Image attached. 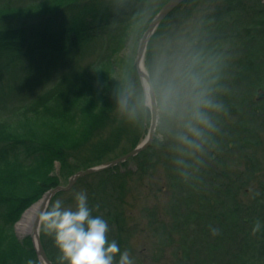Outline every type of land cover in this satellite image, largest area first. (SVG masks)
<instances>
[{
  "label": "trees",
  "instance_id": "1",
  "mask_svg": "<svg viewBox=\"0 0 264 264\" xmlns=\"http://www.w3.org/2000/svg\"><path fill=\"white\" fill-rule=\"evenodd\" d=\"M201 1L185 0L184 5L189 3L201 8ZM209 1L215 2L216 7L212 10L208 8V16L205 11L200 22L203 24L210 22L211 30L219 35L213 36L212 39L207 38L206 28L196 39H189L187 49L185 47L176 49L178 45L174 26L178 18L176 10L162 21L151 37L145 65L151 78L161 64H173L168 58L161 61V51L158 53L155 51L161 40L166 42V55H173V51L176 50L184 57L192 52L200 53L211 77L216 79L213 85L214 98L219 101L221 97L224 105L225 103L235 105L237 103L232 102L237 100L241 102L240 106L245 108L244 114L241 112L239 115L236 114L241 117L239 124L241 129L235 132L232 138L237 149L241 150L248 148L251 145L250 140L256 138L260 129L264 128V101L261 105L247 106V99L237 94L243 87L242 84L248 86L250 90L259 88L264 90V2ZM151 2V0H0V170L3 171L0 192L9 194L17 192V198L0 195V231L5 232L9 229L23 207L30 204L34 198L33 201L59 185L57 182L41 184L40 194L34 197L35 193L32 194L31 187H25V176L21 174L23 170L40 162L51 164L58 162L61 171L70 176L80 169L102 165L123 156L140 143L144 134V124L148 123L150 113L137 102L143 89L134 64L129 71L127 70L126 77L118 83H112L110 79L106 80L104 77L106 78L107 71L105 68L112 66V59L132 22L144 21L145 27L148 24L146 19L149 22L155 16L149 5ZM222 41L225 42L221 43ZM225 46L229 47V55L236 52L242 54L236 71L225 54L227 53ZM231 71H234L231 77L234 81L232 84L236 86L226 90L225 85ZM102 88L108 89L107 97L103 107H97L93 103L102 100V97L98 96ZM126 91L132 95V102L136 106L134 115L120 108L119 99ZM233 95L237 97L234 98ZM93 97L97 99L91 100ZM90 104H93L94 108ZM216 116L213 117L214 120L217 119ZM160 120L162 123L157 128V134L171 138L168 161L179 159L187 149L180 152L182 146L173 139L178 125L163 116H160ZM74 121L80 123V127L84 126V136L75 138V145L65 146L61 137L54 135L50 128L53 125L71 127ZM223 121L224 117L221 119L222 124ZM122 140L123 147L124 143L126 147L123 150L119 147ZM222 148L224 149V146L220 147V150H223ZM161 149L163 145L154 141L136 157L140 162L148 161L153 168L159 163ZM220 150H214L216 165L219 166V173L229 179L228 164L231 160L221 157L226 149ZM78 153L84 158L83 161L77 160L80 159ZM72 159L76 161L74 166L71 164ZM182 167L184 168L182 171L191 179L190 185L193 184V189L187 192L186 197L197 200L194 187L197 182L203 183L201 180H204V176L197 171L199 167L196 168L191 163ZM254 167L256 168L252 166V169H255ZM190 168L192 170L188 172ZM99 174H108L106 180L111 181L112 185L108 187L100 182L99 202L103 203L104 207L101 211L97 208L96 210L99 213L105 212L104 218L111 225L123 222L125 213L123 215L118 208L127 192L126 178L118 165ZM210 177L208 183L216 182L220 185V181L214 179L209 181ZM7 183H11L12 187L9 188ZM220 194L218 193V196L226 199L237 197V194H230V190H223ZM211 195L218 198L214 192ZM201 200L199 204L202 210H207L204 205L208 204L206 216L219 206L211 201L201 203ZM184 203L191 205L190 203L194 201ZM89 207L95 208V205L91 202ZM176 209L177 207L174 212ZM249 210L251 207L243 211L249 213ZM236 212L238 210L228 208L216 215L214 220L208 217V226L207 224L202 226L204 230L207 227L211 229L208 235H213V228L210 225L212 222H219L215 234L219 240L223 238L219 234L223 226L220 223L230 220L229 217L235 220ZM257 214H246L254 217L247 216L245 218L247 220H244L251 222L249 225H253L257 220L264 221L256 217ZM92 215L97 216L93 211ZM188 217L190 221L194 218L190 215ZM122 225L120 224V227L124 230ZM244 228L248 236L252 229L250 226ZM247 239L245 236L241 244H246ZM216 246H210L208 252H212ZM45 251L47 252L46 249ZM248 251L251 253L250 248ZM250 253L244 257L236 256L238 257L236 261L248 264ZM47 254L52 259L48 252ZM235 259H230L226 264H235L233 262ZM29 261H36L31 244L17 259L16 264H28Z\"/></svg>",
  "mask_w": 264,
  "mask_h": 264
},
{
  "label": "rangeland",
  "instance_id": "2",
  "mask_svg": "<svg viewBox=\"0 0 264 264\" xmlns=\"http://www.w3.org/2000/svg\"><path fill=\"white\" fill-rule=\"evenodd\" d=\"M151 1L152 2L149 5H151L152 10L157 14L168 0ZM261 2L263 3L264 0H261ZM201 4V8H199V6H193L192 4L188 5L183 10V14L178 16L176 24H174V26H176V36L178 38L176 49H178V47L179 49L182 47L187 49L189 47V39H196L199 34L205 32L206 28H208V32L206 33L207 38L212 39L213 36L219 35L216 31L211 30L210 22L204 24L200 22L205 11H207L206 14L208 16V8H210L209 10H212L216 7L215 2L212 3L211 1L208 2V0H202ZM147 20L148 19H146V23L149 24L152 19L149 20V22ZM143 23L144 21L140 22L139 20H134L132 22L120 43L117 53L112 59V66L105 68V71H107L106 78L104 77V79H110L112 83H118L121 79L126 77L127 70L129 71L133 67V64L136 61L140 39L148 26L147 24L143 27ZM161 41L162 42L155 47L157 53L161 51V61H165L168 58L169 62L175 63L178 59L184 57L178 53V50L173 51V55L167 54V56L165 52L166 42L165 40ZM223 42L225 41H222L221 43ZM228 48V46H225L227 52L225 54L229 58V63L233 64V69L236 71L237 68H239L238 62L241 60L242 54L236 52L229 55ZM233 73L234 71H231L230 74H228V81L225 85L227 88H225L226 90H231L236 86L235 84H232L233 80L231 77ZM242 85L243 87H241V89L238 88L240 89V92L237 94H240L247 99V106L263 104L264 99L257 100L259 91H264L262 88H251L252 90H250L248 86L244 84ZM104 86L106 85L104 84ZM107 93L108 89L102 88L98 93V96L102 97V100L94 101L97 98L93 97L91 99L94 101L93 104H96L97 107H103ZM232 97L235 98L237 95H233ZM220 99L221 97L219 98V101H222ZM232 103L237 104L226 105L225 103V113H221L218 116L213 114V117H217L216 121L220 127V132L214 135V140L217 145L214 149H210L208 145H205V152L203 154L181 155L179 159L168 161L167 155L170 150L171 138L160 133L157 134V128L160 123H162L159 116L158 126L155 131V138L157 140L154 139V141L161 143L163 149L159 151L158 165L151 168L148 161L144 162L141 160L140 162V159L136 156H134L136 158L132 157L133 159L130 158L124 162L125 165L122 163L118 165L126 178L125 185L127 192L122 198L121 205L118 208V211H122L123 215L125 213V220H123V222H115L114 225H111L110 222L106 220L109 225L107 238L109 242L115 240L119 245L121 252L127 250L133 259L134 264H208V262L209 264H218L217 262L226 264L230 259L235 258L236 259L233 262L235 264H240V262L236 260L238 257L249 255L250 252L248 251V248H250L251 251L248 264H264V221L261 220L260 222L262 225L260 231L256 233L251 232L248 236L245 234L244 228L250 226V229H252L255 224L253 223V225H249L251 222L245 221L247 220L245 218L248 216L246 214L259 213L256 217L264 219V128L262 130L260 129L256 138L253 137L252 140H250L251 145H249L248 148L238 150L236 147L237 145L236 143H233L234 141L232 138L234 137V133L239 132L241 129L239 126L241 117L236 114L238 113L239 115V112L244 114L245 108L240 106L241 102H238L237 100ZM93 104H90L92 108H94ZM223 117L224 121L222 124L221 119ZM149 124L150 119L147 124H144L146 129L144 128V134L142 135L140 142L146 137ZM50 129L54 135L61 137V141L65 143V146L75 145V138H83L84 136V126L82 125L80 127V123H75V121L71 127H59L53 125ZM219 140H221L220 143H218ZM223 146L224 149L222 148L223 150H220V147ZM119 147L122 148L121 150L126 148L125 143L123 147V140ZM182 149L183 146L181 147L180 152L184 151H182ZM215 149L217 151H224L226 149L221 157L231 160V163L228 164V171L230 172L229 179L225 175L219 173V166L217 167L216 165L217 160L215 156L216 152L214 151ZM114 151H116V149H114ZM78 158H80L77 159L79 161L84 160L79 153ZM71 161V164L74 166L76 161L74 159ZM188 163L195 165L196 168L199 167L197 171L200 172V175L204 176V180H201L203 183L197 182V185L194 187L197 200L187 199L189 197H186L187 192L193 189V184L190 185L191 179L189 175L182 171L184 170L182 165ZM252 166H256V168L254 167L255 169H252ZM149 168L151 169L144 172ZM196 168L194 169L196 170ZM190 170L192 169L190 168L188 172H191ZM195 170H193V172ZM2 173L3 171L0 170V178L2 177ZM99 173L80 178L69 190L60 192L58 195L56 194L52 203L59 199L62 201V206L64 208L74 209V194L79 191H85L88 204L92 202V204L95 205V208H91L93 209L94 214L104 218L105 212L99 213L97 212L98 210H96L97 205L99 206L98 209L100 211L104 207V204L99 202V197H101L99 192L101 187L100 182L108 187L112 185V182L106 180L108 174ZM21 174L25 176V187H31L32 194L35 193L34 197L40 194L41 188H39V186L41 184L57 182L60 186H65L71 176L65 175L66 172L61 171V165L58 162H53L52 164L50 162H40L39 164L33 165V167L23 170ZM208 177H210L209 181H213V179L215 181H220V185L216 182H213L212 184L208 183ZM51 178H56V180H51ZM1 179L3 180V178ZM13 183L14 182L12 181V184ZM7 186L9 188L12 187L11 183H7ZM223 190H230V194H237V197L226 199L225 197L223 198V196H218V193L220 194ZM212 192L217 194L218 198L212 196ZM46 193L47 192L43 193L38 198L36 197L35 201H33L34 198L30 204L24 206L19 213L17 220L9 227V229L5 232H3V230L0 231V264H16L17 259L21 257L26 249H28L29 244L33 247L31 235L25 232H19L17 230V224L24 213L34 204L42 200ZM0 195L17 198V192L11 194L8 192H0ZM200 199H202L201 203L202 201L205 203L211 201L219 206L209 212L211 216H206L205 213L208 214V204L204 205V208H207V210H202L201 205L199 204ZM188 201H194V203H190L191 205L184 203ZM176 207L178 211L176 209L174 212ZM250 207L251 210H249V213L243 211ZM228 208L238 210L235 214V217L237 218L233 220L232 217H229L230 220L225 223L224 221H222L223 223H220L223 226L221 227V233L219 234L223 238L217 240L215 234L208 235L212 230L208 229V227L204 230L202 224H207L206 221H208V217L213 218V220L216 219V215ZM188 215L192 218L194 217L192 221H190ZM248 217L254 216L249 215ZM231 219L233 221H231ZM212 223L213 224H211L210 227H212L213 230H216L217 234L218 230L216 228H218L219 222ZM120 224H123L122 226L124 230L120 227ZM176 227L177 230H175ZM203 230L205 232H203ZM39 235L44 250L46 249L52 257L51 259L46 252L49 260L52 264H58L57 257L60 253L55 247L52 237L42 234L41 226L39 228ZM245 236L248 238L247 242L246 244H241ZM214 245L217 246L213 248L212 252H208V249H211L210 246L214 247ZM251 247L256 249H251ZM118 258L119 253L117 254L116 259L118 260ZM32 264L43 263L36 257V261L32 262Z\"/></svg>",
  "mask_w": 264,
  "mask_h": 264
},
{
  "label": "clouds",
  "instance_id": "3",
  "mask_svg": "<svg viewBox=\"0 0 264 264\" xmlns=\"http://www.w3.org/2000/svg\"><path fill=\"white\" fill-rule=\"evenodd\" d=\"M215 83L216 79L211 77L200 53L192 52L171 65L161 64L142 86L137 102L177 123L178 130L173 139L187 149L184 155L203 154L205 145L210 149L217 146L214 135L220 132V127L213 114L226 112L224 103L214 98ZM119 105L130 115L135 114L136 106L127 91L121 95ZM74 200V209L64 208L59 199L49 202L50 206L38 216L42 231L52 237L60 253L58 264H134L127 250L121 252L115 240L109 242L108 222L101 216L92 215L86 192L75 193ZM261 227L257 220L252 232L260 231Z\"/></svg>",
  "mask_w": 264,
  "mask_h": 264
},
{
  "label": "water",
  "instance_id": "4",
  "mask_svg": "<svg viewBox=\"0 0 264 264\" xmlns=\"http://www.w3.org/2000/svg\"><path fill=\"white\" fill-rule=\"evenodd\" d=\"M185 0H168L165 5L158 11V13L154 16V18L150 21L148 24L146 30L144 31L140 42L138 46V52L136 57V72L137 75L141 81L142 86L146 85L148 80L150 79V76L148 72L146 71L144 66L145 56L147 47L149 44V41L155 31L157 30L158 26L162 23V21L165 20V18L181 3H183ZM264 99V91H259V95L257 97V100ZM150 112V124L148 128V132L144 140L139 143L135 148H133L130 152L127 154L120 156L114 160H111L109 162H106L102 165L86 168L84 170L77 171L73 175H71L67 181V184L65 186H56L50 190L47 191V193L43 197V202L41 204L40 210L38 212L34 228L31 234L32 243H33V249L35 251L36 257L39 261L45 263V264H52L49 260L46 251L44 250V247L42 245L40 235H39V228L40 224L38 222V216L40 212L45 208L49 206V202L53 199L56 194L69 190L80 178H83L88 175H92L95 173H99L105 170H109L117 165H120L121 163L126 162L128 159L137 156L144 150H146L153 142L154 134L156 131V128L158 126V119L159 114L155 111H149Z\"/></svg>",
  "mask_w": 264,
  "mask_h": 264
},
{
  "label": "bare ground",
  "instance_id": "5",
  "mask_svg": "<svg viewBox=\"0 0 264 264\" xmlns=\"http://www.w3.org/2000/svg\"><path fill=\"white\" fill-rule=\"evenodd\" d=\"M188 5H190L189 3H186L185 5H184V2L183 3H181L179 6H177L169 15H171L173 12L175 13L176 12V10H178L177 11V15L178 16H180V15H182L183 14V10L188 6ZM156 15V14H155ZM168 15V16H169ZM167 16V17H168ZM166 17V18H167ZM154 18V17H153ZM152 18V19H153ZM165 18V19H166ZM144 66H145V68L144 69H146V65H145V61H144ZM134 67H135V71H137L136 70V63H134ZM146 71H147V69H146ZM148 72V71H147ZM150 113V112H149ZM148 132V131H147ZM155 136H156V133L154 134V138H153V141H154V139L155 140H157L156 138H155ZM143 141V140H142ZM141 143V142H140ZM44 197V196H43ZM53 199H54V197H53ZM52 199V200H53ZM52 200H51V202H52ZM42 202H43V198H42V200H40L39 202H37L36 204H34L31 208H29L25 213H24V215L22 216V218H21V220L19 221V223L17 224V230L19 231V232H25V233H27V234H32V231H33V228H34V224H35V221H36V218H37V215H38V212H39V210H40V207H41V204H42ZM49 206H50V204H49ZM206 223H207V226H208V221H206ZM43 263V262H42ZM43 264H45V263H43Z\"/></svg>",
  "mask_w": 264,
  "mask_h": 264
}]
</instances>
